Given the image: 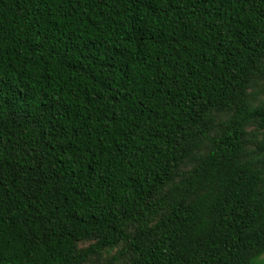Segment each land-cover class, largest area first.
<instances>
[{"label":"trees","instance_id":"1","mask_svg":"<svg viewBox=\"0 0 264 264\" xmlns=\"http://www.w3.org/2000/svg\"><path fill=\"white\" fill-rule=\"evenodd\" d=\"M0 264H264V0H0Z\"/></svg>","mask_w":264,"mask_h":264}]
</instances>
